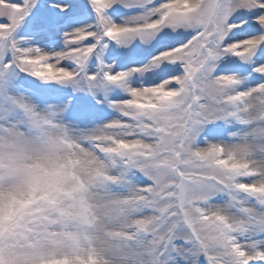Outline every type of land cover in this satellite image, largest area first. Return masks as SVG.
I'll return each mask as SVG.
<instances>
[{"label": "snow or ice", "instance_id": "snow-or-ice-1", "mask_svg": "<svg viewBox=\"0 0 264 264\" xmlns=\"http://www.w3.org/2000/svg\"><path fill=\"white\" fill-rule=\"evenodd\" d=\"M0 264H264V0H0Z\"/></svg>", "mask_w": 264, "mask_h": 264}, {"label": "rangeland", "instance_id": "rangeland-1", "mask_svg": "<svg viewBox=\"0 0 264 264\" xmlns=\"http://www.w3.org/2000/svg\"><path fill=\"white\" fill-rule=\"evenodd\" d=\"M77 2H82V0H77ZM134 11H138V10H127V11L125 12V15H131V14L134 13ZM110 46H111V45H110ZM98 111L102 114V116L106 117V119H109V118L112 117V116L115 117V116L117 115L116 112H114L113 110L108 109V108H106V107H104V108H100V109H98ZM103 122H105V120H100V121H99V123H103Z\"/></svg>", "mask_w": 264, "mask_h": 264}, {"label": "bare ground", "instance_id": "bare-ground-1", "mask_svg": "<svg viewBox=\"0 0 264 264\" xmlns=\"http://www.w3.org/2000/svg\"><path fill=\"white\" fill-rule=\"evenodd\" d=\"M114 116L110 117L109 119L113 118Z\"/></svg>", "mask_w": 264, "mask_h": 264}]
</instances>
